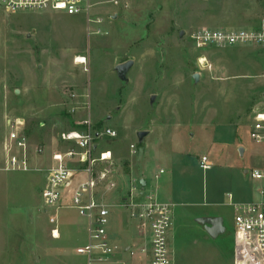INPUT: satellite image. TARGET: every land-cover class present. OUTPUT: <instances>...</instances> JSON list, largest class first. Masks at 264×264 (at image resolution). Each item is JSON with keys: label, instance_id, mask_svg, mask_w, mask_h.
<instances>
[{"label": "rangeland", "instance_id": "obj_1", "mask_svg": "<svg viewBox=\"0 0 264 264\" xmlns=\"http://www.w3.org/2000/svg\"><path fill=\"white\" fill-rule=\"evenodd\" d=\"M91 1L92 19L102 24L0 7V264H85L78 254L88 242L85 219L47 207L43 189L52 155L66 149L60 135L86 129V121L118 133L103 143L117 185L109 205L144 180L147 195L175 206L168 237L175 264H235L232 205L264 202V179L250 177L264 175V142L250 138L255 113L264 112V46L202 50L192 35L257 27L264 0ZM129 61L122 80L116 68ZM16 118L25 120L32 146L45 150L31 157L28 172L1 170L6 123ZM132 145L145 148L141 159ZM202 157L210 170L200 168ZM203 215L221 217L226 233L210 239L195 221ZM122 222L137 227L128 210L112 209L110 230ZM133 235L126 232L122 247L142 241Z\"/></svg>", "mask_w": 264, "mask_h": 264}, {"label": "built area", "instance_id": "obj_2", "mask_svg": "<svg viewBox=\"0 0 264 264\" xmlns=\"http://www.w3.org/2000/svg\"><path fill=\"white\" fill-rule=\"evenodd\" d=\"M108 2L119 5V0ZM95 5L91 0H0V7L7 14L62 12L69 16L85 15L90 25L102 24L103 18L92 19ZM95 34H100V30ZM192 41L196 48L202 50L209 47L264 46V19L257 27L248 29L203 28L192 35ZM76 96L71 95L72 98ZM85 124L86 129L65 132L59 137L66 149L52 155L54 164L48 170L43 189L45 205L57 210L75 209L85 219L88 242L78 252L85 264H175L168 242L175 206L147 195L140 182L135 181L126 199L109 205L106 197L117 185L113 181V153L105 144L106 140H115L118 133L109 128L91 129L87 121ZM6 125L9 132L3 144L4 167L1 170H32L31 157L43 155L44 148L32 146L25 132L24 119H10ZM250 138L256 144H263L264 112L255 113ZM130 150L133 156H138V146L132 145ZM199 166L203 171L212 168L207 157H202ZM163 173L160 171V175ZM250 177L253 180L264 179L258 170L251 172ZM228 196L230 200L233 198L231 194ZM232 206L235 210V264H264V202ZM112 209L130 212L144 236L143 242L122 247L111 238Z\"/></svg>", "mask_w": 264, "mask_h": 264}, {"label": "water", "instance_id": "obj_3", "mask_svg": "<svg viewBox=\"0 0 264 264\" xmlns=\"http://www.w3.org/2000/svg\"><path fill=\"white\" fill-rule=\"evenodd\" d=\"M182 36H183V32H181V37ZM133 64L134 63L132 61H129V62L122 64L116 68V71L122 80L126 79V77H125L126 73L133 66ZM194 79H195V81H198L199 78L196 75L194 77ZM153 100H154V97H153L152 101ZM146 135H147V133H144V132L139 133L138 137H139L140 141H142ZM144 151H145V148L142 145H140L138 147V155H139L140 159L142 158ZM140 185H141L142 189H145L146 182L144 180H142V181H140ZM199 223H201L202 225L205 226L207 233H209L211 235V237H213V238L218 236L221 233H224V231H225V228L223 226V219H221V218L201 219V220H199Z\"/></svg>", "mask_w": 264, "mask_h": 264}, {"label": "crops", "instance_id": "obj_4", "mask_svg": "<svg viewBox=\"0 0 264 264\" xmlns=\"http://www.w3.org/2000/svg\"><path fill=\"white\" fill-rule=\"evenodd\" d=\"M51 160H52V157H51ZM164 172V171H163ZM46 178H47V174H46ZM46 178H45V182H46ZM140 181H142V180H139V182ZM131 183V182H130ZM146 187H147V183H146ZM107 197H108V195H107ZM107 197H106V199H107ZM111 198H112V200L113 201H115V200H118V198H119V196L118 195H112L111 196ZM110 198V199H111ZM121 199H123V198H121ZM122 200H118V202H116V203H114V204H117V203H119V202H121ZM215 218H221V217H219V216H210V215H207V216H201L200 218H197V219H195V221L197 222V223H199V220H201V219H215ZM222 219V218H221ZM120 224V226H118V229H117V227L115 228L114 226V228L113 229H111V238L116 242V243H118V244H120V245H122L121 243V239H123V237H125L126 236V232H128V231H132V235H133V233H134V237L135 238H137V236H138V234H139V237L142 239V238H144V236H143V234H141L140 233V231H139V229H138V227H136V228H134V231H133V229H132V227L131 226H129V225H126V223H124V222H122V223H119ZM200 225H202L201 223H199ZM223 226H224V223H223ZM131 227V228H130ZM205 227V226H204ZM224 228H225V226H224ZM53 231H55V230H53ZM226 228H225V231H224V233H221V234H219L218 236H216V237H211V235L209 234V233H207V230H206V228H205V232L207 233V235L209 236V238L210 239H218V238H220L221 236H223L225 233H226ZM85 232H86V228H85ZM87 234V233H86ZM54 237H56V238H60V232H58V230L56 229V231H55V233H54ZM235 240V236H234V239H233V241ZM139 242H141V241H139ZM138 242V243H139ZM142 242H143V239H142ZM234 245H235V242H234ZM127 246H129L128 244H127Z\"/></svg>", "mask_w": 264, "mask_h": 264}, {"label": "bare ground", "instance_id": "obj_5", "mask_svg": "<svg viewBox=\"0 0 264 264\" xmlns=\"http://www.w3.org/2000/svg\"><path fill=\"white\" fill-rule=\"evenodd\" d=\"M83 60V61H82ZM86 62V60L83 58V59H80L79 58V61H78V63H81V64H84Z\"/></svg>", "mask_w": 264, "mask_h": 264}]
</instances>
